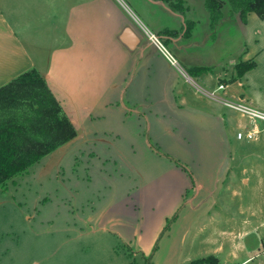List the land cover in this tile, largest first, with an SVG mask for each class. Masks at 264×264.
I'll return each instance as SVG.
<instances>
[{"label": "crops", "instance_id": "crops-1", "mask_svg": "<svg viewBox=\"0 0 264 264\" xmlns=\"http://www.w3.org/2000/svg\"><path fill=\"white\" fill-rule=\"evenodd\" d=\"M137 5L0 0V86L36 69L76 128L30 167L33 181L50 182L40 172L50 159L71 170L81 153L92 184L76 198L95 205L82 222L35 231L18 264H144L156 241L150 264H264V129L238 137L251 121L222 99L264 110V14L190 44L208 47L207 63L198 51L183 58L172 34H161L164 47L151 41ZM240 60L255 64L236 75Z\"/></svg>", "mask_w": 264, "mask_h": 264}, {"label": "rangeland", "instance_id": "rangeland-1", "mask_svg": "<svg viewBox=\"0 0 264 264\" xmlns=\"http://www.w3.org/2000/svg\"><path fill=\"white\" fill-rule=\"evenodd\" d=\"M137 1L139 5L135 8L139 17L138 26L143 31L153 32L161 42L166 38L161 34H172L174 47L183 51L182 56L187 60L198 59L200 54L202 62L208 63L212 59L208 47L197 50L191 48L190 44L208 43L209 39L219 42L220 34L214 37L215 33H237L236 17L239 12L228 0H222L219 19L212 18L203 0ZM209 33L214 34L210 36ZM232 41H235L232 42L234 45L238 40L234 38ZM166 46L170 47L169 44ZM176 49L171 50L176 54ZM197 51L201 53L197 54ZM219 55L217 52L216 57ZM18 109L19 114L27 111L21 106ZM50 160L40 171L41 174L45 169L50 171L51 174H47L50 182H43L39 187L33 181L38 176V171L29 168L28 173L16 177L15 183L8 180L5 192L2 193L0 188V220L7 222V227L0 230V243H3L0 244V264H18L20 256L21 259L24 255L27 257L31 252L28 245L35 231L43 232L45 227L54 222H82L81 217L86 215L81 211L86 212L89 207L95 208L91 204L92 196L88 195L86 199L80 200L76 198L85 186L92 184L90 176L82 171L81 153L76 156L71 170L64 166L55 167ZM54 177L56 181L53 180ZM54 184L57 185L55 189ZM78 232L74 230V237Z\"/></svg>", "mask_w": 264, "mask_h": 264}, {"label": "trees", "instance_id": "trees-1", "mask_svg": "<svg viewBox=\"0 0 264 264\" xmlns=\"http://www.w3.org/2000/svg\"><path fill=\"white\" fill-rule=\"evenodd\" d=\"M213 19L221 16L222 0H203ZM239 12L242 21L250 10L264 14V0H228ZM253 60L235 63L236 75L251 68ZM207 67H197V73ZM23 105V106H22ZM27 111L19 114V107ZM17 109V110H16ZM76 135V128L61 112L60 105L44 77L34 68L12 77L0 86V188L6 191L7 181L15 183L17 176L29 172V168L42 156ZM173 214L164 226L168 228ZM157 248L155 242L144 264H150L151 256ZM130 256L131 253L129 252ZM217 264L213 255L194 258L186 264Z\"/></svg>", "mask_w": 264, "mask_h": 264}, {"label": "built area", "instance_id": "built-area-1", "mask_svg": "<svg viewBox=\"0 0 264 264\" xmlns=\"http://www.w3.org/2000/svg\"><path fill=\"white\" fill-rule=\"evenodd\" d=\"M145 32L151 41L164 47L161 41L159 40V38L153 32H149L148 30H145ZM183 74L187 76L185 73ZM222 99L226 104L240 111L244 116H246L251 121V126L237 132L238 137L245 136L247 138H254L256 134L259 132V130L264 129V110L253 107L243 101L232 100L227 98H222ZM256 121H261L262 126L260 127L256 123Z\"/></svg>", "mask_w": 264, "mask_h": 264}]
</instances>
